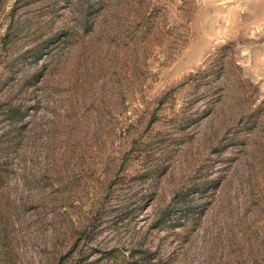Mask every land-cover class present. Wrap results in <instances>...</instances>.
I'll list each match as a JSON object with an SVG mask.
<instances>
[{"label": "rangeland", "instance_id": "1", "mask_svg": "<svg viewBox=\"0 0 264 264\" xmlns=\"http://www.w3.org/2000/svg\"><path fill=\"white\" fill-rule=\"evenodd\" d=\"M0 264H264V0H0Z\"/></svg>", "mask_w": 264, "mask_h": 264}]
</instances>
